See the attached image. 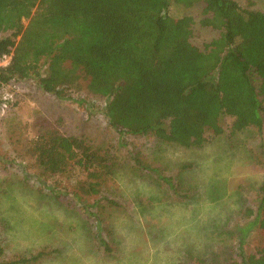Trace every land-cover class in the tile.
<instances>
[{"label": "trees", "instance_id": "16d2710c", "mask_svg": "<svg viewBox=\"0 0 264 264\" xmlns=\"http://www.w3.org/2000/svg\"><path fill=\"white\" fill-rule=\"evenodd\" d=\"M198 3L205 16L200 23L219 32L203 50L190 42L191 17L169 15L173 5L189 9ZM5 55L11 57L0 67V90L34 79L44 93L65 99V91L84 79L89 93L105 100L104 115L119 134L190 149L205 145L207 134L221 135L225 118L232 119L233 135L261 132L264 125V12L243 9L235 0H0V58ZM34 129L23 156L44 180L65 178L76 189L49 191L62 201L103 192L117 167L108 150L63 135L43 117ZM135 163L157 173L136 157ZM157 179L177 194L171 178ZM243 215L249 223L237 231L240 247L254 227L264 235V183L255 207ZM93 237L111 253L99 234ZM48 254L6 259L0 247V264H37ZM241 261L264 264V244Z\"/></svg>", "mask_w": 264, "mask_h": 264}, {"label": "rangeland", "instance_id": "374dc122", "mask_svg": "<svg viewBox=\"0 0 264 264\" xmlns=\"http://www.w3.org/2000/svg\"><path fill=\"white\" fill-rule=\"evenodd\" d=\"M235 1L243 9L264 12V0ZM202 10V3L189 9L173 5L169 10L173 18L191 17L190 42L200 50L219 35L217 30L200 23L205 17ZM23 24L26 25V21ZM255 84H258L257 78ZM65 97L59 99L44 93L34 79L12 81L0 90V197L7 196L17 188L35 190L41 202L53 201L69 215L76 217L95 245L93 236L99 234L109 243L113 253L112 218L116 213L126 212L129 207V202L115 183L117 175L123 173L146 181L165 200L190 201L206 196L219 208L217 221L203 230L205 239L201 247H187L179 264H241L243 256L255 255L260 250L264 235L257 227L244 236L241 247L238 245L237 231L249 223L243 211L255 207L259 188L264 183V125L261 132L250 129L233 135L230 132L232 119L225 118L221 121V135L207 134L205 145L185 149L161 143L152 137L117 133L104 115L105 100L89 93L84 79L79 80L77 88L67 89ZM37 117L45 118L63 135L84 137L95 147L108 150L116 158L115 174L101 194L73 201H67L64 197L66 201H62L49 191V186L57 190L60 188L61 194L76 189L73 182H67L65 178L44 180L23 156L22 145L34 137ZM205 148L212 149L217 164L222 166L227 176L215 179L208 190L202 193L194 186V174L198 168L197 161L201 158L200 153ZM177 151L184 154L183 159L172 158L170 154ZM135 157L144 168H155L157 173L139 169ZM158 175L171 178L177 194L161 184ZM107 200L116 206H109ZM80 201L89 206L88 211H85ZM137 204L143 210L150 205V201L137 200ZM95 219L99 220L98 229ZM4 253L6 259L15 257L5 249ZM30 255L33 254L22 256ZM37 264H45V259Z\"/></svg>", "mask_w": 264, "mask_h": 264}, {"label": "clouds", "instance_id": "9594fccd", "mask_svg": "<svg viewBox=\"0 0 264 264\" xmlns=\"http://www.w3.org/2000/svg\"><path fill=\"white\" fill-rule=\"evenodd\" d=\"M183 159L180 151L170 154ZM197 161L194 186L202 193L227 176L211 148ZM129 207L112 218L115 250L105 253L81 222L53 201L41 202L35 190L17 188L0 197V247L19 256L47 251L45 264H179L189 246L201 247L206 226L220 214L215 203L200 196L165 200L146 181L120 173L115 178ZM137 200L150 201L141 209Z\"/></svg>", "mask_w": 264, "mask_h": 264}, {"label": "built area", "instance_id": "2783aa9c", "mask_svg": "<svg viewBox=\"0 0 264 264\" xmlns=\"http://www.w3.org/2000/svg\"><path fill=\"white\" fill-rule=\"evenodd\" d=\"M11 55H5L0 58V67L6 66L10 61Z\"/></svg>", "mask_w": 264, "mask_h": 264}]
</instances>
